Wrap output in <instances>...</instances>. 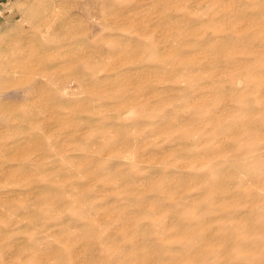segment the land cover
<instances>
[{
	"label": "rangeland",
	"instance_id": "obj_1",
	"mask_svg": "<svg viewBox=\"0 0 264 264\" xmlns=\"http://www.w3.org/2000/svg\"><path fill=\"white\" fill-rule=\"evenodd\" d=\"M9 8L0 262L264 264V0Z\"/></svg>",
	"mask_w": 264,
	"mask_h": 264
},
{
	"label": "bare ground",
	"instance_id": "obj_2",
	"mask_svg": "<svg viewBox=\"0 0 264 264\" xmlns=\"http://www.w3.org/2000/svg\"><path fill=\"white\" fill-rule=\"evenodd\" d=\"M114 68H115V67H114ZM141 70H142V69H141ZM139 71H140V70H139ZM85 74H86V73H85ZM104 76H105V75H104ZM125 78H126V77H125ZM95 79H96V78H95ZM97 80H98V79H97ZM126 81H127V80H126ZM94 82H95V81H94ZM107 82H108V81H107ZM99 86H100V85H99ZM102 86H103V85H102ZM102 86H100V87H102ZM95 89H96V88H95ZM100 90H103V89H100ZM99 92H100V91H99ZM97 93H98V92H97ZM102 93H103V92H102ZM76 110H77V109H76ZM76 112H77V111H76ZM73 113H74V112H73ZM74 114H75V113H74ZM217 116H218V115H217ZM214 117H215V115H214ZM214 117H213V119H214ZM218 117H220V116H218ZM225 117H226V116H225ZM225 117H224V118H225ZM216 118H217V117H216ZM216 118H215V119H216ZM221 118H222V117H220V119H221ZM217 119H218V118H217ZM220 119H218V120H220ZM222 120H223V119H221V121H222ZM89 125H90V124H89ZM78 132H79V131H78ZM87 132H88V131H87ZM87 132H85V134H87ZM91 133H93V132H91ZM79 134H80V133H79ZM81 134H82V131H81ZM82 135H84V134H82ZM91 136H92V135H91ZM79 137H80V136H79ZM81 137H82V136H81ZM262 149H264V148H262ZM262 149H260V150H262ZM262 152H263V151H262ZM122 153H123V152H122ZM120 154H121V153H120ZM120 154H119V155H120ZM263 154H264V153H263ZM121 156H122V155H121ZM124 157H125V156H124ZM124 157H123V158H124ZM125 159H126V158H124V160H125ZM128 159H129V158H128ZM120 160H122V159L120 158ZM124 160H123V161H124ZM119 165H121V164H119ZM119 165H118V166H119ZM122 165H123V162H122ZM212 187H213V185H212ZM87 203H88V202H87ZM98 203H99V202H98ZM184 204H185V203H184ZM90 206H92V205H90ZM90 206H89V207H90ZM85 207H86V206H85ZM184 207H185V205H184ZM82 208H83V207H82ZM87 208H88V207H87ZM92 208H93V207H92ZM95 208H96V207H95ZM185 208H186V207H185ZM93 209H94V208H93ZM104 209H105V208H102V212L104 211V212H103L104 214H105V210H106V209L108 210V212H110V211H109L110 209H108V208H106L105 210H104ZM83 210H84V209H83ZM87 210H88V209H87ZM94 210H95V209H94ZM107 210H106V211H107ZM85 211H86V209H85ZM88 211H90L91 213L93 212L91 209L88 210ZM88 211H87V214L89 213ZM97 211H99V210L97 209ZM81 212H84V211H81ZM94 213H95V212H94ZM104 214H103V215H104ZM107 214H109V213H107ZM107 214H106L105 216H107ZM116 214H117V213H116ZM88 215H90V213H89ZM91 215H94V214H91ZM95 215H96V214H95ZM101 215H102V213H101ZM101 215H97V218H98V216H101ZM103 215H102V216H103ZM117 215H118V214H117ZM119 215H120V214H119ZM56 216H57V215H56ZM85 216H87V215H86V212H85ZM102 216H101V217H102ZM105 216H103V217L105 218ZM82 217H83V216H82ZM89 217H90V216H89ZM92 217H93V216H91L90 218H92ZM94 217H95V216H94ZM94 217H93V218H94ZM101 217H100V218H101ZM56 218H57V217H56ZM97 218H96V219L94 218V219L97 220ZM104 218H103V219H104ZM114 218H116V217L114 216ZM117 218H118V221H119V220H120V221H123V220L126 221V219H127V217H126L125 215H120V216L117 217ZM81 219H82V218H81ZM83 219H84V218H83ZM103 219H101V220L103 221ZM98 220H99V218H98ZM98 220H97V221H98ZM102 221H101V223H102V224H105V223H103V222L106 221V220H104L103 222H102ZM124 221H123V222H124ZM91 223H92V222H91ZM94 223H95V222H94ZM99 223H100V222H99ZM85 224H86V223H85ZM91 225H93V223H92ZM88 226H89V225H88ZM100 226H101V225H100ZM107 247H108V246H107ZM107 249H108V248H107ZM106 251H107V250H106ZM108 251H109V249H108ZM119 252H120V251H119ZM123 253H125L124 255L128 254L127 252H124V251H123ZM123 253H122V254H123ZM132 253H134V252H132ZM132 253H129L128 255H131ZM136 254H137V253H135L134 255L136 256ZM135 256H134V259H136ZM120 257H121V256H120ZM127 258H128V257H127ZM127 258H126V259H127ZM216 258H217V257H216ZM216 258H215V259H216ZM134 259H133V260H134ZM1 260H2V259H1ZM222 260H223V259H222ZM128 261H129V260H128ZM199 261H200V260H199ZM213 261H214V260H213ZM217 261H218V258H217ZM3 262H5V260L2 261V263L0 262V264H4ZM191 262H192V261H191ZM196 262H197V261H196ZM218 262H219V261H218ZM125 263H126V262H125ZM125 263H124V264H125ZM198 263H199V262H197V264H198ZM215 263H217V262L215 261ZM224 263H225V261L223 260L221 264H224ZM155 264H156V263H155ZM217 264H219V263H217Z\"/></svg>",
	"mask_w": 264,
	"mask_h": 264
},
{
	"label": "built area",
	"instance_id": "obj_3",
	"mask_svg": "<svg viewBox=\"0 0 264 264\" xmlns=\"http://www.w3.org/2000/svg\"><path fill=\"white\" fill-rule=\"evenodd\" d=\"M14 0H0V21L3 18V12H7L10 13L11 9L9 8L11 3ZM4 9H6L5 11H3ZM2 28L1 22H0V29Z\"/></svg>",
	"mask_w": 264,
	"mask_h": 264
}]
</instances>
